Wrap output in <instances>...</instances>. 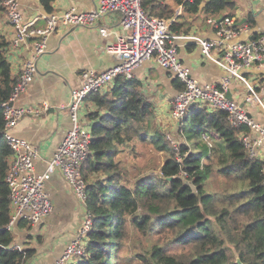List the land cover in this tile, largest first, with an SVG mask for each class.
<instances>
[{"label": "trees", "instance_id": "1", "mask_svg": "<svg viewBox=\"0 0 264 264\" xmlns=\"http://www.w3.org/2000/svg\"><path fill=\"white\" fill-rule=\"evenodd\" d=\"M41 1L53 11V0ZM173 1L142 0V5L148 13L170 19L175 4L197 13L204 2L207 17L230 5L227 0ZM170 21L177 32L179 23ZM9 45L0 28V264H25L33 250L11 247L16 235L7 227L11 202L6 175L13 150L4 138L3 102L16 81L6 54ZM178 87H184L180 80ZM92 99V151L81 170L93 224L87 254L72 264L131 261L120 254L129 241L140 264H239L238 257L243 264H264V166L244 144L249 125H232L223 109L193 104L187 112L189 128L186 114L174 131L179 139L175 147L158 124L154 103L133 78L117 77L106 91L93 92ZM190 134L201 139L193 145ZM138 143H151L165 158L155 171L135 166L131 176L126 157L138 154ZM187 178L196 192L184 182ZM155 234L160 236L153 238Z\"/></svg>", "mask_w": 264, "mask_h": 264}, {"label": "built area", "instance_id": "2", "mask_svg": "<svg viewBox=\"0 0 264 264\" xmlns=\"http://www.w3.org/2000/svg\"><path fill=\"white\" fill-rule=\"evenodd\" d=\"M2 4L15 30L10 48L18 53L23 45L32 42L33 47L30 57L16 76L11 94L3 102L4 138L13 150L6 175L11 202V216L7 227L13 230L20 218L37 223L51 213L53 201L45 184L55 171L63 175L84 205L73 241L53 264H72L85 256L88 233L93 224V214L85 206L87 182L81 170L83 162L92 151V123L82 120L81 106L87 95L102 91L117 77L133 78L135 69L144 61L155 59L160 66L172 70L184 85L171 103L170 115L173 120L183 119L193 104H207L212 108L223 109L232 125L247 124L251 131L258 133L256 138L252 133L244 134L243 141L250 156L260 157L256 145L264 139V126L252 119L244 106L230 98L227 92L232 78H237L247 86V99L257 100L264 109L260 92L244 73L249 68L261 70L264 67V37L235 39L242 28L236 25L234 17L227 16L219 20L210 18L209 21L215 25L217 37L206 39L196 34L174 33L171 21L148 13L142 0H94L89 9L70 8L63 12H50L44 26H38L35 20H24L19 0H3ZM114 12L121 16L116 30L112 31L106 25L98 24L103 16ZM62 25L97 26L103 36L112 33L113 39L106 48L119 61L106 70L90 68L81 72V88L72 90L69 103L72 126L48 161L46 170L38 174L35 172V160L39 155V148L13 132V128L25 114L37 112L38 109L18 105L16 101L38 73V60L46 51L49 35ZM178 38L196 40L201 44L204 55L226 70V75L219 83L202 84L191 74L190 68L178 56ZM6 54L9 61H13L11 53ZM166 137L177 147L178 140L173 129L166 130ZM261 159L264 166V158ZM11 247L23 250L19 243Z\"/></svg>", "mask_w": 264, "mask_h": 264}, {"label": "crops", "instance_id": "3", "mask_svg": "<svg viewBox=\"0 0 264 264\" xmlns=\"http://www.w3.org/2000/svg\"><path fill=\"white\" fill-rule=\"evenodd\" d=\"M2 1L0 0V3ZM19 1L24 20H35L38 26L46 24V16L50 12L45 9L41 0ZM162 1L174 4L173 0ZM227 1L230 5L213 17L204 16L202 8L205 3L197 13L185 10L183 4H175L174 17L171 19H176L180 26L175 33L196 34L206 39H215L216 28L209 19H222L224 14L231 13L236 25L242 28L235 39L248 40L253 39L255 35L264 37V0ZM93 4L94 0L52 1L54 12H63L70 8L89 9ZM120 17L117 12L110 13L103 16L98 24L106 25L114 31L119 26ZM187 27L189 30L186 32ZM0 28L11 42L15 30L5 9L0 11ZM112 39V33L103 36L97 26L62 25L49 35L46 51L38 60L39 71L16 101L18 105L32 107L38 111L25 114L13 128L14 134L27 139L39 148V155L35 160L36 173L40 174L46 170L48 161L72 126L69 103L72 90L81 88V72L90 68L98 71L106 70L119 61V58L108 52L106 48ZM176 41L181 61L202 84L219 83L226 75L224 68L204 55L201 44L196 40L178 38ZM32 49V42L23 45L18 53L8 46L7 53H11L13 60L10 61L13 76L20 73ZM244 73L264 100V67L261 70L249 68L244 70ZM133 80L154 103L159 126L162 129L178 131L179 121L173 120L170 115L171 103L180 90L179 79L175 73L160 66L155 59H151L144 61L135 69ZM112 85L114 82L107 85L102 92ZM229 90L233 99L244 106L248 115L264 126V110L257 100L247 99L246 84L237 78H232ZM95 110L96 103L90 93L81 106L82 120L85 123H92L90 112ZM251 133L255 138L258 137V133L253 131ZM204 137L209 140L208 134H204ZM256 151L261 158H264V139L256 145ZM45 189L53 201L51 213L37 223L20 218L13 229L16 235L15 242L21 244L23 249L33 250L25 264H53L73 241L83 215L84 205L60 172L52 173L46 181Z\"/></svg>", "mask_w": 264, "mask_h": 264}, {"label": "rangeland", "instance_id": "4", "mask_svg": "<svg viewBox=\"0 0 264 264\" xmlns=\"http://www.w3.org/2000/svg\"><path fill=\"white\" fill-rule=\"evenodd\" d=\"M204 16H206L204 14ZM191 113H187V121H186V127L189 128V126L191 125ZM159 124V122H158ZM165 128V127H163ZM166 130V128H165ZM198 139H201L200 136H197L195 134H190L188 136V140L190 141V143H192L193 145H195V142ZM179 140V139H178ZM138 154H132L131 157L127 156L126 160L128 161V165L131 168V176H133L136 173L137 168L139 167H144L145 171L146 169H150L147 171H155L156 167H158L159 165L162 164V162L164 161L165 158V153L163 151L157 150L156 148H154V146L151 143H138ZM124 156V155H123ZM137 168H136V167ZM130 228V227H129ZM139 235H141L142 238H145L141 233H139ZM158 236H160L159 234H155L153 236V238H157ZM130 240V239H129ZM133 243L131 241L127 242V244L125 245V247L121 250L120 254L121 256L127 258V257H132L133 259L131 261H122V264H140L141 262L139 261V259L137 257H135V253H134V246Z\"/></svg>", "mask_w": 264, "mask_h": 264}, {"label": "water", "instance_id": "5", "mask_svg": "<svg viewBox=\"0 0 264 264\" xmlns=\"http://www.w3.org/2000/svg\"><path fill=\"white\" fill-rule=\"evenodd\" d=\"M203 5H204V2L201 4V6H203ZM227 95H228L230 98H233L230 90L227 92ZM261 108H262V107H261ZM263 110H264V109H263ZM178 129H179V128L177 127V130H178ZM184 182H185L186 184L190 185V186L192 187V189H193L194 192L197 191V186L194 184V181H193V180L187 178V179L184 180ZM237 262H238L239 264H243L242 260H241L239 257L237 258Z\"/></svg>", "mask_w": 264, "mask_h": 264}]
</instances>
